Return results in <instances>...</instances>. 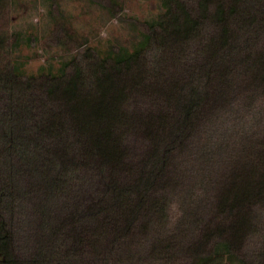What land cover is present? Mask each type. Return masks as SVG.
<instances>
[{"label": "rangeland", "instance_id": "374dc122", "mask_svg": "<svg viewBox=\"0 0 264 264\" xmlns=\"http://www.w3.org/2000/svg\"><path fill=\"white\" fill-rule=\"evenodd\" d=\"M118 1L122 8L113 15L106 6L92 0H9L0 17V28L4 26L9 36L14 31L20 33L14 58L24 72H57L87 47L100 54L123 47L132 50L165 10L163 0ZM183 1L199 16L198 0ZM250 10L256 11L255 7ZM247 15L246 26L232 21L236 47L225 53L213 71L211 98L196 132L171 159L168 176L133 226L127 228L122 209L111 204L96 168L80 164L56 193L52 235L40 226L41 191L23 182L24 189L16 194L12 209L6 211L12 223L16 256H37L39 264H206L207 258H193L187 247L213 216L220 181L243 155L244 130L253 134L264 128V25L256 21L249 26L251 14ZM219 32L216 24L204 19L194 38L179 47L168 44L158 70L149 69L148 62L149 75L143 84H148L147 90L130 94L124 109L127 125L116 131L125 160L134 168L149 147L139 118L168 107L164 91L205 61L207 47ZM250 35L252 41L248 43ZM144 58H149V51ZM17 101L53 132L55 128L80 162L88 158L85 138L44 94L23 86ZM6 104L7 96L1 91L0 113ZM203 148L213 154L203 156ZM103 178L125 182L130 176L113 167L105 170ZM191 191L197 192L193 203L188 198ZM99 199V213L59 226L75 207L82 209ZM257 212L258 229L247 240L243 256L228 255L223 264H259V254L264 250V205Z\"/></svg>", "mask_w": 264, "mask_h": 264}, {"label": "trees", "instance_id": "16d2710c", "mask_svg": "<svg viewBox=\"0 0 264 264\" xmlns=\"http://www.w3.org/2000/svg\"><path fill=\"white\" fill-rule=\"evenodd\" d=\"M92 1L106 6L113 15L122 8L118 0ZM55 3L58 7V2ZM163 3L165 10L132 50L123 47L100 54L87 47L57 72L41 75L27 74L14 58L20 33L14 31L9 36L4 26L0 28V92L7 96L6 108L0 113V264H39L37 256L23 259L13 251L12 223L6 211L12 209L16 194L24 189L23 182L41 191L40 226L52 235L56 193L80 164L96 168L111 204L122 209L126 227H132L168 176L171 159L185 147L204 116L211 98L209 83L213 71L224 60L225 53L236 47L232 42V21L246 26L247 14H251L249 26L256 21L264 25V0H198L199 16L183 0H163ZM9 4V0H0V17ZM251 7L256 11L252 12ZM204 19L219 27V37L211 39L205 61L196 65L191 75L164 91L168 107L139 118L140 130L149 147L134 168L125 160L116 134L128 122L124 111L127 99L133 92L147 90L148 84H143L149 75L148 62L149 69L158 70L168 44L179 47L194 38ZM251 41L250 35L246 42ZM146 51L149 58H144ZM262 66L264 72V60ZM23 86L44 94L85 138L89 145L87 159L80 162L55 128L53 132L19 104ZM241 142L243 155H239L219 183L213 216L187 247L193 258H207L206 264H223L228 255L243 256L247 240L258 229L257 211L264 205V128L253 134L244 130ZM250 143L257 148L253 149ZM211 154V150L202 149L203 156ZM113 167L125 171L129 180H104L105 170ZM196 195L197 192H190L191 203L196 201ZM101 205L99 199L85 208L75 207L60 220L59 226L99 213ZM259 259V264H264V250Z\"/></svg>", "mask_w": 264, "mask_h": 264}]
</instances>
